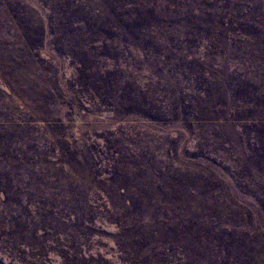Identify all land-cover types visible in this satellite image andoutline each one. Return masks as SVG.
Here are the masks:
<instances>
[{
    "label": "rangeland",
    "instance_id": "374dc122",
    "mask_svg": "<svg viewBox=\"0 0 264 264\" xmlns=\"http://www.w3.org/2000/svg\"><path fill=\"white\" fill-rule=\"evenodd\" d=\"M0 264H264V0H0Z\"/></svg>",
    "mask_w": 264,
    "mask_h": 264
}]
</instances>
